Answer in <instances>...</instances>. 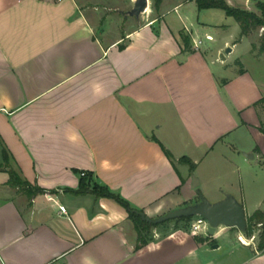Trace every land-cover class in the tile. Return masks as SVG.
Returning <instances> with one entry per match:
<instances>
[{
    "label": "crops",
    "instance_id": "1",
    "mask_svg": "<svg viewBox=\"0 0 264 264\" xmlns=\"http://www.w3.org/2000/svg\"><path fill=\"white\" fill-rule=\"evenodd\" d=\"M225 1L247 11L264 4ZM93 2L0 0V264H264V248L223 226L218 241L160 224L136 248L123 206L71 191L90 174L154 219L199 201L196 176L205 198L231 194L246 218L264 213L263 203L247 212L244 201L264 198V74L253 33L242 38L255 69L239 61L227 70L193 47L210 10L194 0L156 9L148 0L141 18L130 16L138 24L112 36L95 31ZM227 45L217 51L225 60ZM9 169L31 196L8 184Z\"/></svg>",
    "mask_w": 264,
    "mask_h": 264
},
{
    "label": "rangeland",
    "instance_id": "2",
    "mask_svg": "<svg viewBox=\"0 0 264 264\" xmlns=\"http://www.w3.org/2000/svg\"><path fill=\"white\" fill-rule=\"evenodd\" d=\"M151 1V0H150ZM130 0H94L93 3L100 5L98 13L99 17L94 23L95 31L98 34H101V32H106L109 36H112L115 33H119L122 31H125L126 28H132L133 26H136L138 24L137 21H135L134 17H130L127 15V12L131 10L132 6L129 4ZM103 5V6H102ZM240 8V7H238ZM201 17L205 18L206 21H208V26H206V29L204 31L199 32L198 34L194 35L197 39H201L202 43L200 44L201 50H206L208 53L212 55L213 58H217L218 65L222 69H230V68H239L241 67L240 62H244L245 65L252 67V69H255V65L258 63L251 58L252 56L254 58L259 59L260 57V68H262V73L264 74V51L260 50V42H261V35L264 34V27H256L252 31V56H250L249 48L250 44L248 43V39L242 38V35L240 34V26L235 21L233 17L227 16L225 12L221 9H210L206 11H202ZM256 13L257 15H261V10L259 5L254 9V11H251ZM142 16V15H141ZM109 18V21L107 19ZM141 18V17H139ZM195 19V17H194ZM141 23L144 21L142 19ZM108 22V23H107ZM187 25H189L190 22H186ZM108 32V33H107ZM113 33V34H111ZM205 33L210 34L212 36V40H206L205 39ZM228 41L229 45H227L225 48H223V52L225 53V50L227 48H230L231 51L229 52V56L227 60L220 61V56L217 54L218 49L223 45L224 41ZM232 45H235L234 48H232ZM262 181H264V168H261L260 171H258V175ZM197 178L196 176H194ZM209 202L213 203L215 200L213 198H206ZM245 207L247 212H252L257 207L258 203H263L262 209L264 210V198L257 199L252 196H249L245 200ZM195 218V217H194ZM192 218L189 221L181 222L175 220L167 221L163 223L164 225L160 227L161 229L165 227L166 223L172 222V227L177 224V226H181L184 228H188L190 226V222H192ZM264 221H261L259 223H253L250 224V234H245L243 232H239L237 229H235V232L239 235H242L246 238L254 237L251 241H249L251 246H254L258 249V243L260 242V235L264 231V225L262 224ZM156 227V226H155ZM154 227H151L143 232V236L145 239H149L154 234ZM168 228V227H166ZM226 233V232H224ZM219 234L218 236L213 237H206V239L210 240H221L222 235ZM229 240H231V246L234 247L236 237L235 236H228ZM236 245L238 248H242L241 245L237 242Z\"/></svg>",
    "mask_w": 264,
    "mask_h": 264
},
{
    "label": "trees",
    "instance_id": "3",
    "mask_svg": "<svg viewBox=\"0 0 264 264\" xmlns=\"http://www.w3.org/2000/svg\"><path fill=\"white\" fill-rule=\"evenodd\" d=\"M162 0H152L153 8L156 9L160 5ZM196 6L199 10L202 9H221L225 12L227 16L233 17L235 21L239 24L241 35H248L251 33L256 27H264V4H258L261 10V15H257L254 12L247 11L238 7H232L227 4L225 0H194ZM183 42L186 46L190 43L189 37L187 35L182 34ZM260 50L264 51V34L261 35V42H260ZM166 156L172 160L171 154L165 150ZM3 159L5 162L8 161V153L6 150L3 149ZM182 161H185L189 164L190 169L194 168V163L190 159L181 158ZM9 179L8 184L14 188H18L25 192L28 196L33 194V189L30 188L29 184L23 180L17 172L13 169L8 170ZM83 174V175H82ZM77 194H85L90 193L97 197H108L115 199L121 206H123L128 212V218L134 225V228L137 232V245L136 248L144 245L146 243V239L143 236V232L151 227L158 226L160 224H150L141 219L140 215L138 214V210H134L128 202L120 198L119 196L111 193L107 188L98 186L95 183H92V178L90 174L81 173V180L78 188L76 190H71ZM191 218H179L176 219L177 221L186 222L189 221ZM264 221V213L260 210L254 211V213L247 217V227L245 234H250V224L259 223ZM165 223V222H164ZM264 225V223H262ZM235 229V228H232ZM264 248V231L260 235V242L258 243V249L262 250Z\"/></svg>",
    "mask_w": 264,
    "mask_h": 264
},
{
    "label": "water",
    "instance_id": "4",
    "mask_svg": "<svg viewBox=\"0 0 264 264\" xmlns=\"http://www.w3.org/2000/svg\"><path fill=\"white\" fill-rule=\"evenodd\" d=\"M148 8V0H135L131 10L127 12L129 16L139 17ZM230 48L225 50L229 53ZM221 60H225L223 54L220 55ZM192 186L196 189L199 201L195 204L186 205L171 211L158 218H149L142 212H138L141 219L150 224H160L170 220L179 218L202 217L208 222L207 234L204 237H213L217 229L221 226L225 228H235L239 232L246 231L247 218L243 205L235 199L231 194H226L223 199L216 202H209L198 189L199 181L192 176ZM216 247V245L214 246Z\"/></svg>",
    "mask_w": 264,
    "mask_h": 264
},
{
    "label": "built area",
    "instance_id": "5",
    "mask_svg": "<svg viewBox=\"0 0 264 264\" xmlns=\"http://www.w3.org/2000/svg\"><path fill=\"white\" fill-rule=\"evenodd\" d=\"M206 40H212V37L210 35H206L205 36ZM202 43V41L199 40H195L193 42V47L195 49L200 47V44ZM83 175V174H82ZM207 226H208V222L207 220H205L202 217H193V221L190 222V229L194 232V233H198L201 235L207 234ZM254 237L251 238H246V237H242V236H238V240L241 244H250L249 241H251Z\"/></svg>",
    "mask_w": 264,
    "mask_h": 264
}]
</instances>
